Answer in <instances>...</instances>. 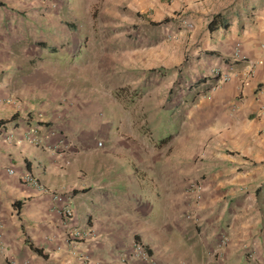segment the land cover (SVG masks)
<instances>
[{"label":"crops","instance_id":"crops-1","mask_svg":"<svg viewBox=\"0 0 264 264\" xmlns=\"http://www.w3.org/2000/svg\"><path fill=\"white\" fill-rule=\"evenodd\" d=\"M27 1L35 5L0 0V9L19 11ZM123 1L136 21L164 29L167 38L107 36L104 42L119 44L107 47L118 49V58L115 51L112 58L92 53L97 81L112 67L134 74V112L113 114L104 86L96 95L102 118L79 120L78 109H62L49 93L51 71L76 57L47 56L55 49L42 42L11 47L0 35V258L119 264L117 255H129L135 241L146 264H244L242 251L264 260V117L257 113L264 103V0ZM217 13L219 25L208 31ZM236 46L242 60L209 98L184 87L227 63ZM116 117L124 121L120 132L112 126ZM132 118L134 130L127 127ZM144 124L150 134L139 128ZM192 171L205 175L197 204L186 194ZM21 174L61 200L23 183ZM64 207L71 222L60 213ZM183 209L195 226L186 227ZM71 226L91 228L95 242L66 244ZM180 251L188 254L178 258ZM81 254L90 262L78 260Z\"/></svg>","mask_w":264,"mask_h":264},{"label":"rangeland","instance_id":"rangeland-1","mask_svg":"<svg viewBox=\"0 0 264 264\" xmlns=\"http://www.w3.org/2000/svg\"><path fill=\"white\" fill-rule=\"evenodd\" d=\"M35 5L31 6L27 1L22 5L19 11H2L0 9V35L11 47H28V45L44 43L47 48H54L55 51L45 50L47 56H60L59 52L64 54H73L76 59L60 66L57 71H51L50 78L55 81L50 87V95L55 102L63 108L72 110L73 114L78 109L77 116L79 120L86 121L90 117L101 119L100 111L96 95L103 93L102 87L105 86L104 94L108 95L111 100V111L113 114L119 110L134 112L137 97H140V91H136L134 74L125 75L118 67H112L106 72L105 85L102 80L97 81L96 75L91 70L89 63L92 53L99 51L105 53L107 57H111V51H115V58H118V49H107L109 45L118 47L116 42L110 44L104 42L107 36H125L129 39L138 37H153L158 40L167 39L164 29L152 28L144 22L136 21L134 14L130 12L121 0H34ZM110 1L115 2L114 4ZM113 4V5H112ZM175 31L176 28H174ZM9 36V38H7ZM105 46V48H103ZM41 51L40 49H37ZM59 57V58H60ZM112 58V57H111ZM69 60V57L68 59ZM54 61V60H53ZM63 62V60H58ZM73 62V64H72ZM118 66V65H117ZM102 72V70H101ZM148 82L150 77L148 76ZM50 85V83H48ZM106 87H109V91ZM138 92L139 95H135ZM137 93V94H138ZM74 97L71 98L70 95ZM126 105V106H123ZM123 106V107H122ZM61 109V111H62ZM91 109V110H90ZM99 109V110H98ZM94 113V114H93ZM118 114V113H117ZM116 123L112 126L114 130L121 131L124 126L123 120L116 117ZM137 123L132 118L127 127L132 130L136 128ZM146 125L148 127H146ZM162 126V123L159 124ZM167 123L163 124V128ZM151 124H144V129L150 134ZM161 127V128H162ZM205 175L192 171V182H200L202 184ZM186 189V187H185ZM259 190V188H256ZM229 204V203H228ZM185 209L181 214V218L187 221V226H195L189 220H185ZM196 223V222H195ZM192 244L194 238L187 240ZM194 246V244H193ZM196 247V246H195ZM159 248V247H158ZM176 248H178L176 246ZM160 251V250H159ZM176 257L183 258L188 252H177ZM242 257L251 254L253 259L241 257V263L246 264H264V260L260 256L250 251H242ZM2 256V255H1ZM0 256V257H1ZM2 264H6L5 259L0 258ZM9 260L8 264H11Z\"/></svg>","mask_w":264,"mask_h":264},{"label":"built area","instance_id":"built-area-1","mask_svg":"<svg viewBox=\"0 0 264 264\" xmlns=\"http://www.w3.org/2000/svg\"><path fill=\"white\" fill-rule=\"evenodd\" d=\"M189 26V25H187ZM242 60V56L239 52L238 46H236L232 53L229 61L227 63L215 64L208 73V76L204 77L201 81L192 82L190 84H184L186 89L194 92L200 98H209L212 93H214L223 83L227 82L238 62ZM252 64H247L245 68L247 72H250ZM257 113L259 116L264 117V103H260L257 108ZM63 140L60 141V144ZM38 142V141H35ZM39 143V142H38ZM96 147H101V142H96ZM7 174H13L14 171L11 168L6 170ZM19 179L26 183L27 185L33 187L38 192L49 193L52 199L59 201L61 200V194L58 192H48V190L40 184L34 177L28 174H21ZM203 191V186L200 182L191 183L186 190V194L192 199V202L199 203L201 194ZM60 213L65 218L67 222L72 220V212L68 207H64L60 210ZM186 219L194 221V216L186 215ZM96 235L89 227H76L71 226L66 233V244H75L76 242H88L92 244L95 242ZM221 245H225L227 240L222 238L220 240ZM131 249L129 255L126 253H119L117 255V262L119 264H146L148 262V254L144 248L137 242L132 241ZM218 250V248H216ZM3 254V246L0 239V256ZM77 259L89 263L90 259L86 254H81L77 256ZM11 264H14L13 262Z\"/></svg>","mask_w":264,"mask_h":264},{"label":"trees","instance_id":"trees-1","mask_svg":"<svg viewBox=\"0 0 264 264\" xmlns=\"http://www.w3.org/2000/svg\"><path fill=\"white\" fill-rule=\"evenodd\" d=\"M0 5H1V3H0ZM220 19H221V14L217 13V14L213 15L210 18V21L207 24L208 31H213L214 29H216L218 27L219 23H220ZM32 250L37 255H42V253H41V251L39 249L32 248Z\"/></svg>","mask_w":264,"mask_h":264}]
</instances>
